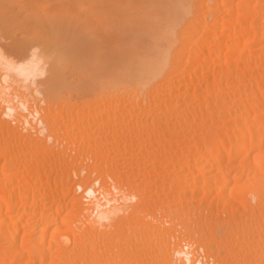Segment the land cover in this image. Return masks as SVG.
Returning <instances> with one entry per match:
<instances>
[{
    "label": "bare ground",
    "instance_id": "6f19581e",
    "mask_svg": "<svg viewBox=\"0 0 264 264\" xmlns=\"http://www.w3.org/2000/svg\"><path fill=\"white\" fill-rule=\"evenodd\" d=\"M177 2L137 77L0 49V264H264V0Z\"/></svg>",
    "mask_w": 264,
    "mask_h": 264
},
{
    "label": "rangeland",
    "instance_id": "374dc122",
    "mask_svg": "<svg viewBox=\"0 0 264 264\" xmlns=\"http://www.w3.org/2000/svg\"><path fill=\"white\" fill-rule=\"evenodd\" d=\"M177 3V0H0V49L10 54L15 42L31 39L37 43L35 46L39 44L34 49L42 52L41 58H48H43L47 60L48 72L59 61L60 68H67L69 74L65 75L74 85L95 88L105 81L137 77L142 66L138 60L149 55L152 41L158 35L157 27L149 21L158 17L164 20ZM41 87L44 91L48 89L46 84Z\"/></svg>",
    "mask_w": 264,
    "mask_h": 264
}]
</instances>
